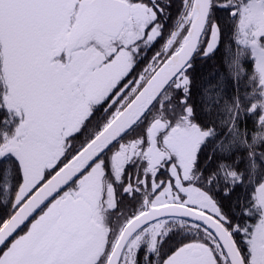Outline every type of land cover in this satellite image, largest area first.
Listing matches in <instances>:
<instances>
[{"label": "snow or ice", "instance_id": "1", "mask_svg": "<svg viewBox=\"0 0 264 264\" xmlns=\"http://www.w3.org/2000/svg\"><path fill=\"white\" fill-rule=\"evenodd\" d=\"M0 264H264V0H0Z\"/></svg>", "mask_w": 264, "mask_h": 264}, {"label": "trees", "instance_id": "2", "mask_svg": "<svg viewBox=\"0 0 264 264\" xmlns=\"http://www.w3.org/2000/svg\"><path fill=\"white\" fill-rule=\"evenodd\" d=\"M222 53H223V49H221V51L216 54V57L214 58V60H209L208 62L204 64L203 68L201 69L203 74L210 73L215 66H220L221 68L223 67L220 64V58H221Z\"/></svg>", "mask_w": 264, "mask_h": 264}]
</instances>
